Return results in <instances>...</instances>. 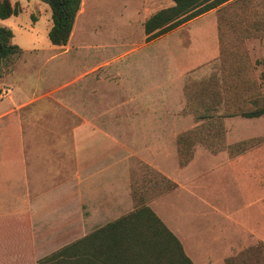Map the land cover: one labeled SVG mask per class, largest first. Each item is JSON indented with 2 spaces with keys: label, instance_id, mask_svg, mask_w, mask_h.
<instances>
[{
  "label": "rangeland",
  "instance_id": "rangeland-1",
  "mask_svg": "<svg viewBox=\"0 0 264 264\" xmlns=\"http://www.w3.org/2000/svg\"><path fill=\"white\" fill-rule=\"evenodd\" d=\"M20 56L0 88V264L44 256L150 207L194 264H264V0L147 42L173 0H83L68 46L10 0Z\"/></svg>",
  "mask_w": 264,
  "mask_h": 264
},
{
  "label": "trees",
  "instance_id": "trees-1",
  "mask_svg": "<svg viewBox=\"0 0 264 264\" xmlns=\"http://www.w3.org/2000/svg\"><path fill=\"white\" fill-rule=\"evenodd\" d=\"M49 6L52 27L49 40L57 47L66 46L72 34L82 0H38ZM232 0H173L174 4L151 16L145 23L147 42L162 37ZM20 13L19 5L0 0V19ZM13 31L0 27V77L3 64L20 56L13 44ZM260 110L248 117L264 116V99ZM38 264H194L182 242L148 206L115 220L92 234L41 259Z\"/></svg>",
  "mask_w": 264,
  "mask_h": 264
},
{
  "label": "crops",
  "instance_id": "crops-1",
  "mask_svg": "<svg viewBox=\"0 0 264 264\" xmlns=\"http://www.w3.org/2000/svg\"><path fill=\"white\" fill-rule=\"evenodd\" d=\"M232 1H233V0H232ZM230 2H231V1H230ZM226 4H227V3H226ZM224 5H225V4H224ZM222 6H223V5H222ZM222 6H220V7H222ZM82 7H83V0H82V5H81L80 12H81V10H82ZM220 7H218V8H220ZM218 8H216V9H218ZM216 9H215V10H216ZM212 11H214V10H212ZM212 11H210V12H212ZM80 12L78 13V16H79ZM210 12H208V13H210ZM208 13H206V14H208ZM204 15H205V14H204ZM204 15H202V16H204ZM78 16H77V18H76V22H75V24H74V28H73L72 34H73L74 29H75V27H76V23H77ZM200 17H201V16H200ZM184 25H185V24H184ZM181 27H182V26H181ZM48 34H49V33H48ZM72 34H71L70 39H69V42H68V44H67L66 46L69 45V43H70V41H71ZM51 46H54V45L51 44ZM66 46H63V47H66ZM54 47H57V46H54ZM63 47H59V48H63ZM262 117H263V116H262ZM114 221H115V220H114ZM114 221H112V222H114ZM112 222H109V223H112ZM109 223H108V224H109ZM108 224H106V225H108ZM106 225H104V226H106ZM104 226H102V227H104ZM102 227H100V228L94 230L93 232H95V231L101 229ZM93 232H91V233H89V234L83 236L82 238H84V237H86V236L92 234ZM82 238H80V239H82ZM80 239H78V240H80ZM78 240H76V241H78ZM76 241H74V242H76ZM74 242H72V243H74ZM72 243H70V244H72ZM70 244H68V245H70ZM68 245L63 246L62 248H60V249H58V250L52 252L51 254H53V253H55V252H57V251L63 249L64 247H66V246H68ZM51 254H48V255L44 256L43 258H45V257H47V256H49V255H51ZM43 258H41V259H43ZM41 259H40V260H41ZM40 260H39V261H40ZM39 261H38V262H39ZM38 262H37V264H38Z\"/></svg>",
  "mask_w": 264,
  "mask_h": 264
},
{
  "label": "built area",
  "instance_id": "built-area-1",
  "mask_svg": "<svg viewBox=\"0 0 264 264\" xmlns=\"http://www.w3.org/2000/svg\"><path fill=\"white\" fill-rule=\"evenodd\" d=\"M13 94V90L10 86H4L0 88V99L10 98Z\"/></svg>",
  "mask_w": 264,
  "mask_h": 264
}]
</instances>
